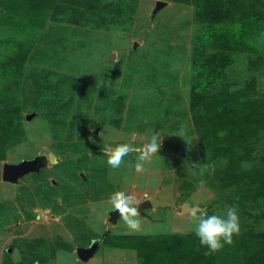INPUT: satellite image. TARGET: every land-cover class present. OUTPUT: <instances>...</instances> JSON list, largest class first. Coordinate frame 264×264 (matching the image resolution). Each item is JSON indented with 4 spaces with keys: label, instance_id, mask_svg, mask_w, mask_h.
Listing matches in <instances>:
<instances>
[{
    "label": "rangeland",
    "instance_id": "374dc122",
    "mask_svg": "<svg viewBox=\"0 0 264 264\" xmlns=\"http://www.w3.org/2000/svg\"><path fill=\"white\" fill-rule=\"evenodd\" d=\"M60 1L0 0V264L259 260L264 244L258 238L246 244L241 237L244 229L264 227V208L254 206L252 199L241 201L240 187L222 185L231 179L223 171L216 173L225 163L211 164L216 161L211 157L222 151L210 153L199 131L209 129L210 107L216 102L211 96L224 93L225 84L229 93L239 95L251 79L264 93V24L254 22L264 0L246 2L248 8L257 3L249 17L234 13V22L247 26L244 34L255 52L251 57L248 52L238 55V50L221 52L226 49L218 45L210 48L214 39L205 46L211 29L222 31L217 20L201 19L197 2L205 0H165L160 8L159 0H138L134 12L136 0H118L112 3L122 4L121 13L128 17L133 12V17L125 27L110 23L111 32L94 34L81 25L65 28L55 22L58 17L77 21L62 16L63 9L79 15L77 6ZM87 1L96 3L68 0ZM237 45L243 49L245 44ZM227 56L234 61L224 66ZM155 132L161 133L162 145L143 172L135 170L140 151L126 155L119 168L108 165L106 148L132 143L142 150ZM257 145L264 147V136ZM49 153L58 161L52 163ZM191 163L211 165L214 171L201 177ZM201 178L207 181L204 188H198ZM117 191L134 196L138 209L152 196L167 205L138 210L141 228L132 231L120 214L111 221L116 212L111 196ZM186 206L221 216L228 207H237L241 232L233 245L205 252ZM112 241L138 251L128 250L131 257H124L126 252L111 247Z\"/></svg>",
    "mask_w": 264,
    "mask_h": 264
},
{
    "label": "trees",
    "instance_id": "16d2710c",
    "mask_svg": "<svg viewBox=\"0 0 264 264\" xmlns=\"http://www.w3.org/2000/svg\"><path fill=\"white\" fill-rule=\"evenodd\" d=\"M247 1L248 0H205L197 2V8L201 11V19L207 18L209 22H211V20H217L219 23L217 28L222 29V31H214L215 29H211V34L205 38V46H208V39L210 43L212 39H214L210 48L218 45L226 49V51L220 50L221 52L230 53V51L233 52L238 50V55L248 52L250 57L255 53L253 46H249L246 39L250 36L244 34V32L247 33L246 24L241 22L240 26L238 22H234L233 20L234 13L238 14L242 11L245 15L248 13L249 17L251 16L250 14L254 12V6L257 3L252 2V6L248 8L246 5ZM74 4L75 5L72 6H77L76 12L79 13L78 17L80 18L78 23L81 25L88 24L89 18L87 17L91 18L92 16H96L98 19H102L101 17L106 14H114L123 11V7L120 5L115 7L112 5V2L108 3L106 6H98L97 4L92 5L88 1L86 3L79 2ZM82 6L85 7L82 8ZM255 15L257 18H254V22L260 21L264 24V10L262 6L256 10ZM234 23L238 26L233 27L232 25ZM96 24L101 23L96 22ZM202 38V36L199 37L201 45H203ZM250 40H252V38ZM242 43L245 44L243 49L237 45ZM207 53L208 51L204 49L205 56ZM226 59V62L224 61V66L231 65L234 61L231 56H227ZM251 63H256V61L252 60ZM209 64L211 65V63ZM247 70L251 71L252 66L249 65ZM262 74L261 75L264 76V71H262ZM247 79H250V77ZM223 88L224 93L221 94V92H219L211 96V98L215 97L216 102L211 104L213 107H210L211 116L209 121L207 118L206 119L212 129L209 126L206 132L201 133V131H199V133L209 143L208 146L211 148L210 153L212 152L217 155L220 149L222 151L221 156L211 157L213 159L216 158V161H211V164L222 162L226 165L224 170L216 169V173L223 171L225 175L223 177H231L228 183H223L222 185L224 187H233L234 185L240 187L242 191L241 201L245 198L252 199L254 201V206L264 208V147H259L257 145V141L264 136V93L259 91L260 88L257 87V82H252L251 79L240 89L241 93L239 95L234 91L229 93L228 85L226 84ZM253 91L254 94H257V98L251 97ZM233 95L236 96L233 100H230V97ZM198 107L201 106L199 105ZM12 124L14 127V123ZM198 125L200 124L198 123ZM12 130L14 129L12 128ZM236 141L238 145H236ZM224 181H226V179H224ZM236 200L239 201V198L233 200L232 203H235ZM243 232L245 238L242 239L241 237V240L246 242V244L249 243L250 240L253 241L256 238H258V242L264 244L263 226H259L257 229H244ZM121 237H123V235ZM246 238L247 240H245ZM110 245L117 247L123 246L116 241L110 242ZM240 250L243 252V245L240 246ZM258 254L259 260H253L250 264H264V249H260ZM158 261L163 262L161 259H158ZM172 264H174V262Z\"/></svg>",
    "mask_w": 264,
    "mask_h": 264
},
{
    "label": "clouds",
    "instance_id": "9594fccd",
    "mask_svg": "<svg viewBox=\"0 0 264 264\" xmlns=\"http://www.w3.org/2000/svg\"><path fill=\"white\" fill-rule=\"evenodd\" d=\"M99 129L100 127L97 126L95 130L99 131ZM178 136L183 138V133ZM162 141L161 133L155 132L151 135L142 150H138L132 143H121L114 148L108 147L105 149L108 154L107 163L112 168H119L126 155L131 152L140 151V155L135 163V170L143 172L145 162L149 161L155 154H158ZM189 146L191 147V145ZM189 167L192 170H198L201 177L209 169L214 171L211 165L205 164L202 166L201 163H191ZM206 183L207 181L201 178L198 188H204ZM111 202L128 228L132 231H139L141 220L139 219L135 197L125 191H117L111 196ZM189 215L192 223L195 225L194 231L198 237L199 244L208 250V254L221 251L225 245H233L234 236H238L241 232L238 208L235 206L228 207L222 216L216 214L208 215L204 209L198 207L192 208Z\"/></svg>",
    "mask_w": 264,
    "mask_h": 264
},
{
    "label": "crops",
    "instance_id": "0c3cea01",
    "mask_svg": "<svg viewBox=\"0 0 264 264\" xmlns=\"http://www.w3.org/2000/svg\"><path fill=\"white\" fill-rule=\"evenodd\" d=\"M43 1H45V0H43ZM115 1H118V0H106V1H100V0H96V3L95 4H92V5H98V6H106L108 3H110V2H115ZM62 2H64L65 4H69V5H73L74 3H76V2H68V0H62V1H60V3H61V5L62 4H64V3H62ZM139 2H138V0H136V6L134 7V5H133V7H134V9L133 10H131V7H127L129 10H131V11H136V10H138L139 9V4H138ZM112 5H114L115 7H117L118 5H115V4H113L112 3ZM120 6L121 7H123V5L122 4H120ZM123 11H124V7H123ZM65 12V9H63V15L62 16H64V17H67V18H70L71 20H73L74 18H77L78 17V15H72V14H67V13H64ZM133 12H130V15H128V17H127V15L126 16H124L121 12H117V13H114V14H106V15H104L103 17H101L102 19H108L107 21H104V20H101V19H98L96 16H92L91 18H89L88 19V24H86V25H81V24H79L78 23V21H79V17L77 18V21H75V22H73V21H66V18H63V17H58L59 19H53L55 22H57L59 25H62V26H65V28H73V27H79L80 25L81 26H83V28H84V31H88V32H92V34H94V32L96 31V32H99V31H101V30H104V31H106V32H111L112 30L110 29V23H116V24H118V26H121V27H125L126 26V24H127V19H131L133 16H131L132 14H133ZM58 13H56V14H53L52 15V17H56V16H54V15H57ZM131 16V17H130ZM94 22H97V23H101V24H96V23H94ZM124 23V24H123ZM129 29V28H128ZM49 33H46L45 34V36H47ZM60 39V36L59 35H56V40H59ZM32 49H33V47H32ZM33 51V50H32ZM34 53H39V54H41V55H43V53L42 52H37V51H33ZM100 127V126H99ZM100 129H101V127H100ZM100 129H99V131H97V130H95V131H97L98 133L100 132ZM155 206V205H154ZM140 214V213H139ZM177 216H179V217H181V215H177ZM183 217V216H182ZM141 218L142 219H146V218H148V217H142L141 216ZM145 221H143L142 223H144ZM122 234H119V236H121ZM130 237H138V235H136V236H130ZM121 244H122V242H121ZM123 246H119V247H121L122 248V250H124L126 253H124L123 254V256L125 257V254L127 255H129V257H131L130 256V251L129 252H127L128 250H132V251H138V248H137V246H132V245H124V244H122ZM111 247H115V249L116 248H118L117 246H111ZM131 251V252H132ZM205 252H208V250L207 249H205L204 250ZM204 252V253H205ZM200 253V252H199ZM199 253H195V254H193V255H198ZM203 252H201L200 254H204ZM132 254H133V252H132ZM139 255H137V260H141V263L143 262V260H142V257L141 256H139ZM208 255H205L204 257H207ZM156 261V259H154V262ZM189 261V259L187 260V261H185V262H181V264H185V263H187ZM119 262H121V263H123V259H121V261H119ZM125 262H127V260H125ZM143 264V263H142Z\"/></svg>",
    "mask_w": 264,
    "mask_h": 264
},
{
    "label": "water",
    "instance_id": "95a60500",
    "mask_svg": "<svg viewBox=\"0 0 264 264\" xmlns=\"http://www.w3.org/2000/svg\"><path fill=\"white\" fill-rule=\"evenodd\" d=\"M166 4L165 0H159L158 1V8L162 7L163 5ZM49 159L52 163H55L58 161V157L53 154V153H49ZM151 205H156V206H166L167 202L159 200L156 196H152L151 199L149 201H147L146 203H143L139 206V211H142L145 207H149ZM184 212H190L192 209L190 207H184ZM119 214L118 211L114 212L111 218V221L114 222L116 220L117 215Z\"/></svg>",
    "mask_w": 264,
    "mask_h": 264
}]
</instances>
